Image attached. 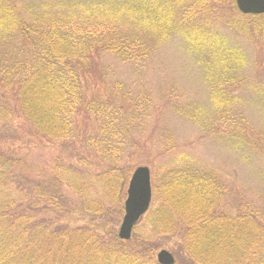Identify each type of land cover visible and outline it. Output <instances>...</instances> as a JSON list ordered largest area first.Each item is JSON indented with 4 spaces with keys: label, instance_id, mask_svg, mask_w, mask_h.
Here are the masks:
<instances>
[{
    "label": "trees",
    "instance_id": "trees-1",
    "mask_svg": "<svg viewBox=\"0 0 264 264\" xmlns=\"http://www.w3.org/2000/svg\"><path fill=\"white\" fill-rule=\"evenodd\" d=\"M263 18L241 14L234 0H0V124L20 117L41 138L68 143L72 159L29 177L0 154V264H158V237L174 240V264H264V207L239 201L232 212L224 181L186 154L153 188L142 218L149 233L120 241L112 220L129 161L138 164L146 146L132 136L145 115L123 97L86 100L81 84L102 55L144 60L178 37L203 70L217 118L233 124L229 142L263 151L264 133L225 91L242 85L244 56L221 30L262 33ZM252 84L264 98V85ZM179 110L203 124L200 109ZM83 112L96 122L91 134L75 125ZM171 141L161 143L165 153Z\"/></svg>",
    "mask_w": 264,
    "mask_h": 264
},
{
    "label": "rangeland",
    "instance_id": "rangeland-1",
    "mask_svg": "<svg viewBox=\"0 0 264 264\" xmlns=\"http://www.w3.org/2000/svg\"><path fill=\"white\" fill-rule=\"evenodd\" d=\"M256 21L264 24V18ZM221 30L228 42L235 44L244 56L239 72L244 78L242 85L228 87L225 91L240 97L238 111L243 113L249 128L264 133V98L250 87L252 83L264 85V32L241 34L224 27ZM81 84L86 100L95 98L104 101L111 96L116 99L123 97L144 112L145 118L137 122V130L132 136L145 142L146 146L137 155L140 162L135 164L130 159L129 163L131 171L138 165H145L150 170L152 200L147 212L155 204L153 188L159 186L164 169L175 166L176 158L181 154L192 156L202 168L214 171L224 181L229 188L226 205L232 212H235L239 201L264 207V148L263 151L249 150L229 142L226 133L233 124L217 118L203 70L182 39L172 37L159 43L144 60L121 61L108 54L102 55L89 64ZM179 107L183 110L185 107L200 109L205 117L203 124L185 116ZM5 124H0V154L14 160L16 173L41 176L50 172L57 159H71L68 143L41 138L22 118ZM75 125L82 130V134H91L96 128L93 117L84 112L75 118ZM168 138H171L170 143L175 148L165 153L161 143ZM126 184L124 196L112 220L116 235L123 216ZM65 191L76 198L69 188L65 187ZM47 213L42 212V217H48ZM145 214L133 227L130 239L124 243H134L139 233H149V226L142 219ZM154 240L151 243L158 244L155 253L161 249L168 250L176 261L172 238L158 237Z\"/></svg>",
    "mask_w": 264,
    "mask_h": 264
},
{
    "label": "water",
    "instance_id": "water-1",
    "mask_svg": "<svg viewBox=\"0 0 264 264\" xmlns=\"http://www.w3.org/2000/svg\"><path fill=\"white\" fill-rule=\"evenodd\" d=\"M237 10L244 15L264 14V0H234ZM152 200L151 173L147 166L138 165L131 171L123 201V216L117 230L120 241H128L135 224L147 212ZM158 264H174V257L165 249L155 253Z\"/></svg>",
    "mask_w": 264,
    "mask_h": 264
}]
</instances>
